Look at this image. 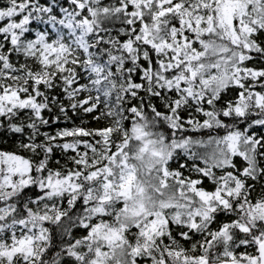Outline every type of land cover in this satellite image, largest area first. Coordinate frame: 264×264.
<instances>
[{"label": "snow or ice", "instance_id": "snow-or-ice-1", "mask_svg": "<svg viewBox=\"0 0 264 264\" xmlns=\"http://www.w3.org/2000/svg\"><path fill=\"white\" fill-rule=\"evenodd\" d=\"M0 264H264V0H0Z\"/></svg>", "mask_w": 264, "mask_h": 264}]
</instances>
